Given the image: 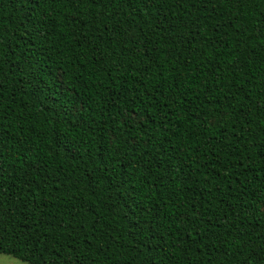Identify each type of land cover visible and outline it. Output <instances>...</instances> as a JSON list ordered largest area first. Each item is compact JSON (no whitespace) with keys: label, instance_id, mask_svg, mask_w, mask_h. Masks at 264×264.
<instances>
[{"label":"trees","instance_id":"obj_1","mask_svg":"<svg viewBox=\"0 0 264 264\" xmlns=\"http://www.w3.org/2000/svg\"><path fill=\"white\" fill-rule=\"evenodd\" d=\"M195 11L187 4L182 9L170 7L165 11L157 6L149 11L143 0H112L105 5L50 2L39 7L29 0H0V73H3L0 75L3 85L0 107L9 113L4 125L6 134L11 137L10 143L15 146L11 159H18L17 153L23 155L24 148L30 149L29 157L42 150L41 158L49 165L48 171H56L58 165L52 163L55 158L50 156V149L55 148V126L61 119L67 120L71 102L73 107L83 106L81 116L89 123L95 121L97 132L103 128L111 140L109 129L114 128L119 132L116 143H121L131 131V136L142 142V152L151 151L154 161H158L154 176H148L146 182L140 180L138 173L128 178L141 198L146 193L151 196L152 185H156V199L152 203L163 226L160 237L163 241L173 243L166 230H175L181 215L196 210L208 209L205 216L209 220H219L220 224H225L222 217H226L231 220L228 227L232 229L227 241L223 245L216 242V248L211 247L215 238L192 246L189 237L184 235L179 250L169 247L159 252H138L125 218L128 209L121 199L123 192L116 194L106 180L96 189L86 190L85 185L92 179L102 178L103 172L92 173L88 168L73 170L69 167L71 161L65 157L58 162L59 174L62 181L67 176L72 187L64 189L62 186L61 193L57 194L59 199L43 200L47 207L42 206L36 216L31 214L32 204L27 208L18 207L29 197L23 176L19 172H9L11 179L5 177L3 187H11L12 197L6 203L12 205L14 211L4 218L8 231L3 234V243L6 249L15 248L13 258L26 263L31 260L33 264H40L41 257L49 259L50 249L46 250L45 241L55 244L51 239L55 230L42 222L37 223L40 214L54 223L57 221L53 218L63 215L68 224V213L73 204L78 207L80 199L93 205L92 212L87 209L82 212L85 230L99 217L101 225L97 228L100 231L108 229L109 240L115 238L111 248L97 254L98 264H148L152 257L155 258L151 259V264H160L162 260L164 264L169 260L171 264H205L209 259L211 264H236L241 259L236 249L242 241L249 242L257 253L260 252L264 246V148L261 147L264 145V45L259 40L241 43L244 36L234 33L232 26L239 27L243 22L246 34L256 35L264 28V15L261 14L264 3H245L239 9H225L231 17L226 32L232 39L221 49L219 57H213L219 59L217 67L224 71L217 72L219 79L207 71L202 70V75L197 73L200 82L206 81L205 87L198 90H193L186 81L184 87H177L179 81L173 82L172 72L165 71L166 67L172 70L179 67L181 75L188 71L180 63L186 52L184 45L179 43V34L185 37L189 34L182 27L184 22L189 26L199 23ZM129 30L134 41L127 39ZM173 33L177 34L175 39L170 38ZM69 50H79L80 54L73 58ZM208 54L212 56L213 50L208 49ZM197 56L199 53H194V58ZM166 57L172 59L170 65L165 64ZM229 62L231 67H228ZM168 97L170 99H166ZM125 109H135L141 116L147 114L146 127L133 124L131 129L128 126L120 128V117L116 114ZM213 109L215 127L207 123L205 115L211 114ZM165 113L168 119H164ZM65 126L59 125L60 128ZM17 128L22 131L17 133ZM145 133L153 138L152 144L157 147L144 143L148 138ZM50 138L52 143L45 148ZM252 144L257 147H251ZM196 145H201L200 151L206 153L199 157V170L193 163L196 155L189 157V146ZM223 145L229 146L220 151ZM216 151H220L219 156L213 154ZM16 167L19 168V164ZM226 167L228 172L224 171ZM172 169L171 177L164 175ZM209 178L211 185L205 183ZM165 185V194L160 196V189ZM78 189L82 196L71 203L64 199L66 193ZM93 190L96 195L89 198ZM172 191L175 196L169 200ZM36 199L33 197L34 201ZM241 199L244 208L237 207ZM174 205H179L180 209L175 216L171 214ZM253 208L258 210L255 216L251 212ZM237 217H240L239 222ZM202 222L209 227L206 221ZM113 228L116 231H111ZM67 230L72 231L73 247L79 246L83 238L77 235L79 222ZM237 232L241 233L238 238ZM204 234L201 231V235ZM57 239L64 241V234H59ZM96 243L94 240L93 245Z\"/></svg>","mask_w":264,"mask_h":264},{"label":"snow or ice","instance_id":"obj_2","mask_svg":"<svg viewBox=\"0 0 264 264\" xmlns=\"http://www.w3.org/2000/svg\"><path fill=\"white\" fill-rule=\"evenodd\" d=\"M33 2L36 7H39L41 4H47L50 2L65 5H105L106 3H111L112 0H29V3ZM129 2H131V0H129ZM245 3L259 5L264 3V0H143L144 6L148 8L149 11L157 6H162V9L165 11L170 7L182 9L185 4H187L190 9L195 8L196 10V20L199 21V23L189 26L184 22L182 27L188 30L189 34L187 37H185L183 33L179 34V43L184 45V52H186L184 60L180 61V63L184 67H187L188 71L181 75L179 67L175 70L167 67L165 68V71L172 72L173 82L179 81L176 85L177 87H184L186 81L193 90L204 88L206 81L200 82L196 75L197 73L202 75V70L207 71L212 77L219 79L217 72H223L224 69L222 67H217L220 61L219 59L214 60L213 57H219L221 49H223L226 44L229 43L230 39H232L226 32V28L231 24V17L225 9H239ZM261 14L264 15V12ZM164 19H167V17L165 16ZM93 20L95 21V18H93ZM210 20H215L216 22L208 23ZM73 21H75V16H73ZM221 21H223V23H221ZM95 22L99 23V21ZM85 27H87V25H85ZM232 27L234 33L239 36H244L241 43H247L248 40H259L260 44L264 45V28H261L256 35H251L246 34L247 30L245 29L243 22L239 24V27L234 25ZM63 30L64 29H61V31ZM176 35V33H173L170 38L175 39ZM127 39L129 41H134V35L131 34V30H129ZM68 43L70 44L71 41H68ZM197 44L200 46L197 47ZM208 49L213 50L212 56L208 54ZM194 53H199V56L194 58ZM69 54L75 58L80 53L79 50L76 52L69 50ZM171 55L172 48L170 45L169 57H171ZM87 59L91 60L92 57H87ZM175 59L179 61V57H176ZM172 62V59H169L168 57L165 58L166 65H170ZM206 64L209 67L205 68ZM228 67H231L230 62L228 63ZM157 72L159 73V69H157ZM107 74L110 75V73ZM0 75H3V73H0ZM60 79H62V77H60ZM53 83H55V80ZM169 86L171 87L172 85ZM2 88L3 85L0 84V89ZM2 97L3 92L0 91V103H2ZM166 99H170V97ZM141 103L143 104L144 102L141 101ZM164 107H167V104H165ZM83 110V106L73 107L70 102L69 111L66 113L67 120L65 121L64 119H61L55 126V148L50 149V156L55 158L52 160V163H56L58 167L56 171L49 172V165L41 158L42 150H38L35 156L29 157L27 153L30 149L24 148L23 155L17 153V156L19 157L18 159L14 160L10 158V154L13 152L15 146L10 143L11 137L6 134L4 125V121L8 119L9 113L4 107H0V258L16 255L14 247L9 246V248L6 249L3 243V234L8 231L4 218L6 216L10 217L14 211L13 206L6 203V201L12 197L11 187L8 189L3 187L5 177L11 179L8 175L9 172H19L23 176L24 181L27 184L26 191H28L29 197L28 200L24 201L22 206L18 207L27 208L29 204H32L34 211L31 214L36 216L42 206L47 207V205H43V200L49 199L50 197L59 199L60 197L57 194L61 193L62 186L64 189H70L72 187V185L67 182L68 177L65 176L62 181L59 174L60 166L58 162L65 157L71 161L69 167H73V170H75V168H88L92 173H95L97 170L103 172L102 178L92 179L85 185L86 190L89 187L96 189L97 185L102 184L103 181L106 180L110 182L109 187L114 189L116 194H120L121 191L123 192L121 199L128 209V211L125 212V218L129 222L130 232L135 238L136 250L138 252L141 250L159 252L161 249L169 247H175L179 250L184 235L189 237L192 246H195L204 240H212L215 238V242L211 244V247L216 248V242L223 245L227 241L228 236L232 234V229L228 227V225L231 224V220L222 217V219H225V224H220L219 220H209L208 217L205 216L208 209L196 210L188 215H181L175 230H166L170 233L169 239L172 240L173 243L169 244L167 241H163L160 238L163 226L160 224V218L157 214L156 207L152 203V201L156 199V185H152L151 191L153 194L151 196L146 193L144 197L141 198L137 194V188L132 186V182L128 178L133 174L138 173L140 180L146 182L148 176H154L158 161H154L151 151L142 152V142L133 138L131 136V131H129L128 138L121 143H116L119 139V132L114 128L109 129L112 137L111 140L107 138V134L103 128L97 132L94 127L96 122L93 121L92 123H89L87 119L81 116ZM12 114L15 115V113ZM225 114L226 113H221V115ZM22 115L23 113H21V116ZM116 115L120 117V128L128 126L129 129H131L133 124L146 127L145 121L148 120L147 114L141 116L140 112L135 109H125L122 112H117ZM205 115L208 117L207 123L210 126L215 127V109H213L211 114L205 113ZM164 119H168L167 113H165ZM73 121H75V123H73ZM169 123H171V121H169ZM60 124H65L66 126L60 128ZM21 131L22 130L19 128L16 129L17 133H20ZM145 136L148 137V134L145 133ZM152 139V137H148L144 143L155 148L157 145L152 144ZM51 143L52 140L50 138L44 147L49 148ZM228 146L229 145H223L220 151L223 150V147ZM251 147L256 148L257 145L252 144ZM261 147L264 148V145ZM200 148L201 145L189 146V157L193 154L196 155V159L193 163L197 170L200 168L199 157L206 154L202 153ZM124 149H127V151H124ZM209 151H211V149H209ZM220 151L213 152V154L219 156ZM61 153H64V157H61ZM138 153H140V155H137ZM85 156L87 157L86 160L84 159ZM165 163H170V161H165ZM17 164H19V168L16 167ZM243 168L244 165L241 164V169ZM205 169L207 170V165H205ZM173 171L174 169L165 171L164 175L171 177ZM224 171L228 172V168L226 167ZM42 172H46L47 175L42 176ZM81 176L83 177L82 172ZM186 179L187 178H185V180ZM231 179H233V177L230 173L229 180ZM36 181H38V183H35ZM205 183L211 185V179H207ZM166 189L167 186L165 185L160 189L159 195L163 196ZM213 189L218 190L215 189V186H213ZM6 191L8 192V195H5ZM40 193H43V195L41 196ZM209 194L211 195V193ZM95 195L96 192L93 190L89 193V198ZM78 196H82L79 189L74 193H66L64 199L71 203L72 201H75ZM174 196L175 192L172 191L168 195V199L173 200ZM242 196L243 193H241V197ZM33 197H37V199L34 201ZM145 200H147L148 203H145ZM92 207V204L80 199L78 207L76 204H73L71 211L68 213L70 222L68 224L64 222L63 215L58 218H53L57 221L54 223L43 213L40 214L37 223L42 222L55 230L51 236V239L55 244L49 245L47 240L45 241L46 250L50 249L49 259L41 257L40 264H98L97 254H103L111 248L115 243V238L109 240L108 237L110 236V231L108 229L100 231V229L97 228V225H101V219L99 217H96L90 224H88V227L85 230V217L82 215V212L85 209L92 212ZM193 207L195 206L193 205ZM237 207L244 208L242 199L237 204ZM201 208H203V206H201ZM179 210V205H174V210L171 214L175 216L179 213ZM251 212L253 216L258 214V210L255 208L251 209ZM113 213L115 214V210H113ZM93 216H95V213H93ZM239 219L240 217H237L238 222ZM202 220L206 221L209 227H205V223L202 222ZM77 222H79L80 229V231L77 232V235L82 236L83 238L79 240V246L73 247L72 231H68L67 229ZM185 225L188 227H184ZM35 226L36 224L34 223L33 227ZM221 228L224 230L221 231ZM111 231H116V229L113 228ZM201 231L205 234L201 235ZM209 232L211 233L210 235H208ZM61 233L65 236L64 241L57 239V236ZM94 233L99 234L93 235ZM177 233H183V235H177ZM24 235L27 236L28 233H24ZM240 235L241 233L237 232V238ZM94 240L97 241L95 246L93 245ZM244 249H248V251L245 252ZM236 250L241 257L236 264H264V255L260 254L264 253V246H262L260 252L257 253L256 249L252 248L249 242L242 241ZM177 254H179V252ZM210 255L211 254L209 253V256ZM154 258L155 257H152L151 259ZM151 259L148 261V264H151ZM27 264H33V262L28 260ZM160 264H164V261L162 260ZM168 264H171V260L168 261ZM205 264H211V259L206 261Z\"/></svg>","mask_w":264,"mask_h":264},{"label":"rangeland","instance_id":"obj_3","mask_svg":"<svg viewBox=\"0 0 264 264\" xmlns=\"http://www.w3.org/2000/svg\"><path fill=\"white\" fill-rule=\"evenodd\" d=\"M0 264H27V263L17 260L13 257H4V258H0Z\"/></svg>","mask_w":264,"mask_h":264}]
</instances>
